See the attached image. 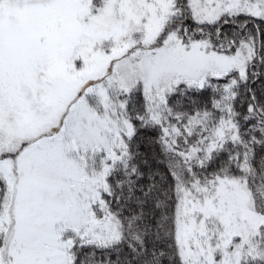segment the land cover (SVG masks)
<instances>
[{"label":"snow or ice","instance_id":"1","mask_svg":"<svg viewBox=\"0 0 264 264\" xmlns=\"http://www.w3.org/2000/svg\"><path fill=\"white\" fill-rule=\"evenodd\" d=\"M0 264H264V0H0Z\"/></svg>","mask_w":264,"mask_h":264}]
</instances>
